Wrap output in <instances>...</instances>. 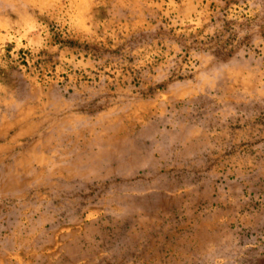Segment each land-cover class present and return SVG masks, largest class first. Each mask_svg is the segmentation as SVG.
Segmentation results:
<instances>
[{
    "label": "rangeland",
    "instance_id": "1",
    "mask_svg": "<svg viewBox=\"0 0 264 264\" xmlns=\"http://www.w3.org/2000/svg\"><path fill=\"white\" fill-rule=\"evenodd\" d=\"M0 264H264V0H0Z\"/></svg>",
    "mask_w": 264,
    "mask_h": 264
}]
</instances>
